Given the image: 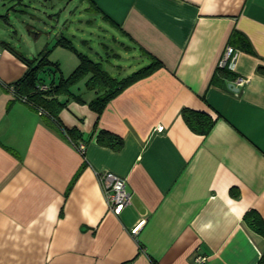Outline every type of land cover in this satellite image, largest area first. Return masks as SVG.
I'll use <instances>...</instances> for the list:
<instances>
[{"label":"crops","instance_id":"obj_1","mask_svg":"<svg viewBox=\"0 0 264 264\" xmlns=\"http://www.w3.org/2000/svg\"><path fill=\"white\" fill-rule=\"evenodd\" d=\"M80 5L100 21L82 20L79 38L109 72L128 75L149 53L163 66L112 98L97 124L93 92L78 90L86 102L70 100L60 117L82 131L81 153L26 102L9 105L6 83L26 65L0 44V264H257L264 237L244 216L264 220V0ZM9 6L0 0V42ZM100 31L119 47L115 60L82 38ZM228 45L233 71L218 67ZM183 108L211 115V130L193 131ZM100 129L122 147L99 144ZM104 171L126 179L131 203L119 214L99 182Z\"/></svg>","mask_w":264,"mask_h":264},{"label":"trees","instance_id":"obj_2","mask_svg":"<svg viewBox=\"0 0 264 264\" xmlns=\"http://www.w3.org/2000/svg\"><path fill=\"white\" fill-rule=\"evenodd\" d=\"M0 44L26 65V70L19 79L6 83L7 90L13 96L9 105L17 100L26 102L40 114L48 125L68 137L73 145L84 141L82 140L83 133L78 126L65 125L60 113L68 107L70 100L79 103L86 102L80 93L73 90L76 84L83 82L85 88L93 92L94 97L88 101V105L96 114L95 124H97L105 105L112 98L136 80L163 66L161 60L149 53L151 62L148 65L123 77H116L105 68L99 57L96 58L80 51L70 38L60 35L55 45L69 49L79 60L75 68L65 76L60 69L59 62L49 58L52 48H44L36 56L28 58L8 42L1 41ZM181 114L189 127L202 135L207 134L215 123V119L203 111L183 108ZM96 141L114 150L120 149L123 145L120 136L105 129L98 131ZM79 173L80 171L76 173L73 181ZM244 220L254 231L264 237V220L259 213L250 210L245 214ZM152 264L157 263L154 261ZM257 264H264V250Z\"/></svg>","mask_w":264,"mask_h":264},{"label":"rangeland","instance_id":"obj_3","mask_svg":"<svg viewBox=\"0 0 264 264\" xmlns=\"http://www.w3.org/2000/svg\"><path fill=\"white\" fill-rule=\"evenodd\" d=\"M7 2L8 5L13 6L6 7L2 12L4 16L9 17L10 22L8 24L5 20L1 21V25L6 28V31H2L4 41L12 44L28 58L36 56L44 48H52L49 58L58 61L63 75H68L79 60L75 53L69 49L55 45L61 32L62 35L70 38L80 51L92 56L91 50L80 40V31L77 27L82 22L86 23L82 21L84 19H91L93 23L100 20L95 19L93 13H87V11L81 9L80 0H7ZM94 26L90 23L85 25L88 29H92ZM101 33L100 31V37L94 34V36L88 35L89 37L82 38L88 39L89 42L87 43L94 49H98L102 58L112 59L113 56H109V54H111L110 49L113 44L109 38L104 36V33ZM102 44L108 46V48H105ZM113 47H116L115 50L120 52L119 47ZM123 61L125 60L119 59L115 63L124 65ZM125 64L128 65V62L125 61ZM110 72L115 74L116 77L125 76L123 73L119 75L115 70H110ZM131 72L129 71V73ZM84 88V83L79 82L73 87V90L75 92L80 90L82 93Z\"/></svg>","mask_w":264,"mask_h":264},{"label":"built area","instance_id":"obj_4","mask_svg":"<svg viewBox=\"0 0 264 264\" xmlns=\"http://www.w3.org/2000/svg\"><path fill=\"white\" fill-rule=\"evenodd\" d=\"M236 53L237 51L235 47L232 45H228L218 63V67L227 68L233 71L236 66ZM236 80L238 86H243L246 83V79L243 77H238ZM74 146L81 153L84 152V143L80 142L79 144ZM98 178L110 210L116 214H119L125 207H127L131 203V194L126 188V179L110 171L98 173ZM138 228L139 225H137L133 229V232H136ZM205 259L206 258L203 256H198L197 263H202Z\"/></svg>","mask_w":264,"mask_h":264}]
</instances>
